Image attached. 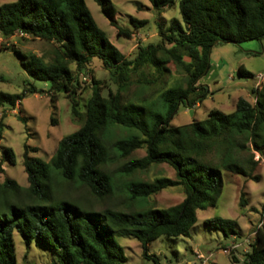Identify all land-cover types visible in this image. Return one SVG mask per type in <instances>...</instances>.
Returning a JSON list of instances; mask_svg holds the SVG:
<instances>
[{
	"label": "trees",
	"instance_id": "trees-1",
	"mask_svg": "<svg viewBox=\"0 0 264 264\" xmlns=\"http://www.w3.org/2000/svg\"><path fill=\"white\" fill-rule=\"evenodd\" d=\"M102 12L115 22L111 0H95ZM159 10L179 2L182 21L177 18L158 22L157 42L140 43L133 56L122 53L98 25L85 0H12L0 5V33L49 41L54 45L53 60L26 54L15 48L26 72L37 80L50 83L51 100L63 92L72 103L75 117L82 126L63 136L52 166L66 182L86 186L98 198L113 194L112 175L103 168L107 160L106 131L111 127L136 130L114 146L126 161L120 171L130 175L149 169L155 163H168L176 170V178L158 176L152 181L136 180L128 185L131 201L148 200L170 187H183L184 200L166 208L147 206L143 209H90L81 202L56 196L50 164L30 155L25 145L24 166L29 186H21L6 177L0 184V264H18L13 232L17 229L27 245L37 239L53 250V264H127L122 246L115 236L133 237L147 251L151 242L166 235H189L197 221V210L214 204L222 192L221 167L245 177L259 180L254 171L259 160L237 158L233 151L244 150L248 143L264 157V84L252 91L255 101L239 97L235 110L209 111L207 118L175 126L172 120L181 105L193 107L206 95L200 84L210 69V53L219 42L239 43L264 38V0H150ZM139 29L147 20L131 18ZM119 35L132 37V29L118 27ZM95 58L109 71L117 91L103 94L100 81L92 76V93L86 101L84 117L80 115L79 94L85 89L84 78L91 74ZM173 62L187 76L186 85L176 83L159 92L160 108L154 100L126 98L133 84L152 87L170 73ZM72 65L75 67L72 68ZM243 76H253L244 68ZM3 79V78H0ZM202 87L200 91L198 89ZM35 86L22 93L0 91V106L15 109L28 93H37ZM22 118V117H21ZM25 121V118H22ZM4 129L0 120V139ZM146 148L143 157H130L137 149ZM34 148L32 151H36ZM218 152L221 161L213 163L208 154ZM16 162L11 147H6L3 163ZM247 204L244 194L240 206ZM264 214V205L262 207ZM210 228L222 230L226 237L239 233L236 219L220 216L207 218ZM158 263L156 257L146 254ZM233 260L239 263L234 255ZM242 264H264V219L255 230V241L244 253Z\"/></svg>",
	"mask_w": 264,
	"mask_h": 264
},
{
	"label": "rangeland",
	"instance_id": "rangeland-1",
	"mask_svg": "<svg viewBox=\"0 0 264 264\" xmlns=\"http://www.w3.org/2000/svg\"><path fill=\"white\" fill-rule=\"evenodd\" d=\"M12 0H0V5ZM98 25L105 31L109 40L118 47L126 56L131 57L140 43L148 44L157 42L158 22L161 18L171 21L174 18L182 21L179 2L165 9H157L150 0H111L115 11V22L101 10L95 0H85ZM147 20L145 26L139 29L133 27L131 18ZM118 27L132 29V37L118 34ZM15 48L26 54H37L45 61L53 60L54 45L46 40L33 39L20 34L7 38L0 33V91L9 93H22L25 88L35 86L37 93H28L13 109L10 105L0 106V120L3 119L4 129L0 139V162L3 159L5 148L11 147L16 155V162L9 160L3 163L4 171L0 170V184L6 177L15 179L21 186L28 187V174L24 166L25 145L31 148L30 155L50 164L53 173V185L56 196H65L75 199L90 209L100 211L105 208L121 210L143 209L147 206L166 208L182 202L186 196L183 187H170L148 198V200L131 201L128 195V185L131 181H152L158 176L176 178V170L168 163H155L149 169L136 171L125 175L120 171L126 159L114 146L115 141L128 138L135 134L136 130L111 127L106 131L104 140L107 145V160L103 168L113 178V194L98 198L89 189L77 182H66L52 166V157L55 154L60 139L78 130L83 119L75 117L72 111V103L63 92H60L57 100H51L50 83L37 80L30 76L24 69L21 58L15 52ZM95 58L92 64V73L84 78L85 89L79 94V112L84 117L86 101L92 93V76L100 81L103 94L108 95V90L117 91L118 86L112 80L109 71ZM75 66L72 65V68ZM170 73L166 74L152 87H144L133 84L125 92L126 98L131 100H143V103L153 99L154 108H160L161 98L159 92L170 85L182 83L186 85V73L173 62L168 64ZM244 68L253 76H243L239 69ZM264 71V38L247 39L239 43L219 42L214 45L210 53V69L201 78L200 84L207 88L203 100L193 107L181 105L179 112L172 120V125L179 126L194 120L207 118L212 109H220L223 112L235 110V103L239 97H245L255 101L252 91L256 87V75ZM202 87L198 89L200 91ZM25 118V121L22 118ZM247 148L233 151L237 158L246 160L253 158L259 160V165L254 175L259 180L245 177L221 167L223 178L222 192L216 196L214 204H208L204 209L197 210V221L192 226L189 235L178 237L160 236L148 246L147 251L140 241L133 237L115 236L122 246L127 258V264H204V259L197 254L208 257L205 264H242L244 253L255 241V230L264 219L262 207L264 205V157L256 152L251 143ZM36 148V151L32 149ZM146 148L137 149L128 158L143 157ZM208 158L213 163H220L218 152H211ZM242 194L247 204L240 206ZM233 218L238 221L239 233L226 237L220 229L210 228L205 224L207 218L212 217ZM15 251L18 264H53L57 259L56 253L43 246L34 239L31 245H27L21 233L15 229L13 232ZM234 243L238 246L229 253L225 248H232ZM156 257H148L146 254ZM236 256L239 263L234 262Z\"/></svg>",
	"mask_w": 264,
	"mask_h": 264
},
{
	"label": "built area",
	"instance_id": "built-area-1",
	"mask_svg": "<svg viewBox=\"0 0 264 264\" xmlns=\"http://www.w3.org/2000/svg\"><path fill=\"white\" fill-rule=\"evenodd\" d=\"M20 35H24V34L20 33ZM256 79H257L256 87H260V86H262V85L264 84V71L259 72V73L256 75ZM237 246H238V244H237V243H234V245L232 246V248H225V249H224V252L229 253L231 250L236 249ZM197 256H198L199 258L204 259V264H205V263L207 262V260H208V257H204V255H202V254H199V253H198Z\"/></svg>",
	"mask_w": 264,
	"mask_h": 264
},
{
	"label": "crops",
	"instance_id": "crops-1",
	"mask_svg": "<svg viewBox=\"0 0 264 264\" xmlns=\"http://www.w3.org/2000/svg\"><path fill=\"white\" fill-rule=\"evenodd\" d=\"M199 105V104H198Z\"/></svg>",
	"mask_w": 264,
	"mask_h": 264
}]
</instances>
